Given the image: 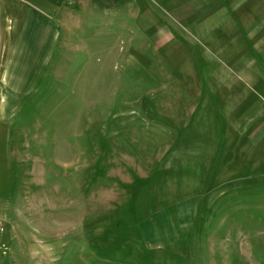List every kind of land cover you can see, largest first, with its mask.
<instances>
[{
    "label": "rangeland",
    "instance_id": "374dc122",
    "mask_svg": "<svg viewBox=\"0 0 264 264\" xmlns=\"http://www.w3.org/2000/svg\"><path fill=\"white\" fill-rule=\"evenodd\" d=\"M120 17H72L0 133L3 263L264 264V177L200 163L209 101Z\"/></svg>",
    "mask_w": 264,
    "mask_h": 264
},
{
    "label": "crops",
    "instance_id": "0c3cea01",
    "mask_svg": "<svg viewBox=\"0 0 264 264\" xmlns=\"http://www.w3.org/2000/svg\"><path fill=\"white\" fill-rule=\"evenodd\" d=\"M112 12L172 83L197 84L209 101L197 114L213 115L194 146L200 163L264 177V0H0V133L31 101L68 21Z\"/></svg>",
    "mask_w": 264,
    "mask_h": 264
},
{
    "label": "built area",
    "instance_id": "2783aa9c",
    "mask_svg": "<svg viewBox=\"0 0 264 264\" xmlns=\"http://www.w3.org/2000/svg\"><path fill=\"white\" fill-rule=\"evenodd\" d=\"M3 232H4V220L0 215V264L3 263L4 257L7 255L8 251H10L8 243L6 244L3 239Z\"/></svg>",
    "mask_w": 264,
    "mask_h": 264
}]
</instances>
